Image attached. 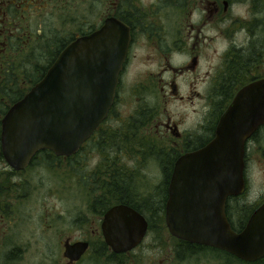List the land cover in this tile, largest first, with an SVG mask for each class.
Masks as SVG:
<instances>
[{
	"label": "flooded vegetation",
	"instance_id": "af4514ba",
	"mask_svg": "<svg viewBox=\"0 0 264 264\" xmlns=\"http://www.w3.org/2000/svg\"><path fill=\"white\" fill-rule=\"evenodd\" d=\"M107 26L128 43L108 117L76 155L41 150L14 169L2 147L3 119L65 50ZM263 80L264 0H0V264L36 254L42 264H133L149 238L157 264H264V256L245 262L186 242L168 227L172 194L195 189L173 185L177 164L216 140L238 94ZM243 160L245 190L228 197L226 217L242 233L259 212L264 236V126L245 140ZM58 172L61 185L41 188L50 202H29L40 210L42 235L23 236L24 226L33 231L34 220L27 224L18 210L33 196L32 176L58 181ZM130 209L146 235L132 252L117 253L107 240H130ZM77 245L86 250L73 260Z\"/></svg>",
	"mask_w": 264,
	"mask_h": 264
},
{
	"label": "water",
	"instance_id": "95a60500",
	"mask_svg": "<svg viewBox=\"0 0 264 264\" xmlns=\"http://www.w3.org/2000/svg\"><path fill=\"white\" fill-rule=\"evenodd\" d=\"M117 30L107 26L73 43L47 76L10 109L1 132L10 166L25 169L41 150L76 155L106 120L115 104L128 50L122 30ZM263 126L264 80L238 94L219 123L216 140L177 164L173 185L184 180L195 189L172 194L168 227L175 237L225 251L245 262L264 256V236L258 230L260 213L237 233L225 212L228 197L245 190V140ZM187 166L190 172H183ZM178 197L184 200L179 202ZM112 219L110 214L108 222ZM146 231L144 219L130 209V240L108 239L107 244L117 253L132 252L143 242ZM70 250L77 260L86 249L77 245Z\"/></svg>",
	"mask_w": 264,
	"mask_h": 264
},
{
	"label": "rangeland",
	"instance_id": "374dc122",
	"mask_svg": "<svg viewBox=\"0 0 264 264\" xmlns=\"http://www.w3.org/2000/svg\"><path fill=\"white\" fill-rule=\"evenodd\" d=\"M58 175H55L59 180L58 181H54L48 177L44 178V174L41 173L38 176H32L34 182L32 184V189H33V193H32V198L28 201V202H24L21 203L19 205V212H20V216L21 218L28 224L29 219H32L34 221H32L31 223H33V226L31 227V229H33L32 232H26L27 229H30V227L24 226L22 229V235H30L31 233H37L38 237H40L42 235V231L44 229V225H41L39 223H37V213L40 210H37L35 208V204H31L29 202H33L36 204H39V207H41L40 205L43 203H49L50 200L49 198H46V193L45 190L41 189L43 186H46V191L49 190L48 187L50 186H55V185H61V172L57 173ZM30 178V179H32ZM44 180V182L42 181ZM262 179L256 178L255 179V183H253V188H255L256 190H258L263 183H261ZM28 203V204H26ZM53 207V206H52ZM35 231V232H34ZM25 239H30V236L28 237H24ZM153 239L149 238L147 243L145 244L144 248L139 250L138 252H136L133 255V264H157L160 260V256L153 253L150 249H148L149 245H153L152 243H150ZM142 250H144L142 252ZM154 250V249H153ZM95 260V258H93ZM42 257L40 256V254H36L33 256H27L22 262L19 260L17 262H15V259H9L8 261L6 260V264H42ZM129 260V259H128ZM201 260V259H200ZM199 260V261H200ZM95 262V261H92ZM98 264H127V261L125 258L122 259H111V258H100V263ZM129 264H132V261H130ZM184 264H192V263H187L185 262Z\"/></svg>",
	"mask_w": 264,
	"mask_h": 264
},
{
	"label": "trees",
	"instance_id": "16d2710c",
	"mask_svg": "<svg viewBox=\"0 0 264 264\" xmlns=\"http://www.w3.org/2000/svg\"><path fill=\"white\" fill-rule=\"evenodd\" d=\"M32 78H33V80H34V79H39L40 77H32Z\"/></svg>",
	"mask_w": 264,
	"mask_h": 264
}]
</instances>
